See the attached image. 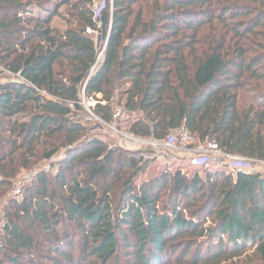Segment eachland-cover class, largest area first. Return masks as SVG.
Returning <instances> with one entry per match:
<instances>
[{
	"label": "trees",
	"instance_id": "1",
	"mask_svg": "<svg viewBox=\"0 0 264 264\" xmlns=\"http://www.w3.org/2000/svg\"><path fill=\"white\" fill-rule=\"evenodd\" d=\"M82 95L107 124L139 114L137 137L184 127L264 162V0H0V264H264V175L137 186L146 162L88 134Z\"/></svg>",
	"mask_w": 264,
	"mask_h": 264
},
{
	"label": "rangeland",
	"instance_id": "2",
	"mask_svg": "<svg viewBox=\"0 0 264 264\" xmlns=\"http://www.w3.org/2000/svg\"><path fill=\"white\" fill-rule=\"evenodd\" d=\"M60 12L64 14V16L68 17L67 10L65 8H61ZM53 27L60 30L65 31L69 25L63 18H55L53 21ZM96 36V37H95ZM95 41L98 40V45L102 44V39L98 38L97 35H95ZM82 101L85 100V96L82 95ZM98 98H101V96H98ZM87 102L94 103V100L87 99ZM116 112L120 115H117L115 117V121L107 126H103L101 124H98L96 122L88 123L84 118L82 119L85 125L89 128V135L93 138L99 139L103 141L108 148H118L123 151H127L130 153V157L137 158V160L141 163L143 160L146 162V168L143 174L139 175V177L136 179V185L141 186L144 183L150 182L151 180H154L156 178L161 177V175L169 174V179L172 178V175H175L176 173H181L185 177H192L195 172H198L199 168H196L194 165L190 163L191 155L189 152L184 151L182 149H176L171 153V156L169 157V163L165 162H159L157 159L153 158V153L151 152L152 147L150 148L148 145L143 146L142 148L139 147L135 143V141L128 140L127 135H130L128 132L129 127L133 122L140 118L139 114L134 115H127L122 114V110L116 107ZM85 115V111H84ZM180 146H178L179 148ZM64 152L62 151L57 156H55L51 161H42L40 162L34 169V172H28V171H22L18 175V177L13 181L11 190L8 193V197L15 198V194L13 193L14 190L18 186H23L22 190V198L26 194V188L32 183V180L30 179V175L38 174V172H45L48 174L49 177L54 175L58 170V164L61 163L64 160ZM245 158V157H244ZM248 159V158H247ZM254 161V162H253ZM251 159H249L247 162L250 163L253 168L258 171L260 174L264 175V163L258 162ZM143 164V163H142ZM145 164V163H144ZM210 171L213 175H215V171L222 172V170H215L213 166H211ZM219 174V173H217ZM221 174V173H220ZM202 178H205V175L200 173ZM14 195V196H13ZM21 198V197H19ZM14 200H17L16 198ZM18 201V200H17ZM166 205H169L170 198L168 194L163 195V200L161 201ZM158 208H162L161 205L158 206ZM3 215V212L0 208V216ZM3 222L0 224V229L2 228ZM210 225V223L207 224V226ZM3 239L0 236V259L1 257V249L3 248ZM44 252V251H43ZM248 254H252V251H250ZM35 256L39 257L41 256L38 253H34ZM26 258V257H24ZM243 259V258H242ZM225 264H231V262H227Z\"/></svg>",
	"mask_w": 264,
	"mask_h": 264
},
{
	"label": "built area",
	"instance_id": "3",
	"mask_svg": "<svg viewBox=\"0 0 264 264\" xmlns=\"http://www.w3.org/2000/svg\"><path fill=\"white\" fill-rule=\"evenodd\" d=\"M96 35L100 39L99 34ZM97 42L96 46L100 53L98 55V60L94 69L101 62L106 46H102L101 44L98 45ZM81 106L85 111V119L88 123L96 122L103 126L109 125L100 117L95 115L94 108L96 106V102H87L85 98V100L81 102ZM117 115L120 114L116 113L114 119ZM127 138L128 140L135 141V143L141 148L145 145H148L150 148L152 147L151 152L153 153V158L157 159L159 162L169 163V157L171 156V153L176 149H182L189 152V154L191 155L190 163L196 168H206L210 170L211 166H213L215 170H222V172L215 171V174H236L238 172H243L254 175L259 173L253 168V166L250 165V163L247 162L249 159L225 152L219 147L216 141L207 139L204 142H200L191 131L187 130L184 127L171 131L164 140L141 138L131 133L130 135H127ZM178 146L180 147L178 148ZM29 177L32 180L35 177V174L30 175ZM22 190L23 186H18L13 192L15 194V196H13L18 201H21L23 199Z\"/></svg>",
	"mask_w": 264,
	"mask_h": 264
}]
</instances>
